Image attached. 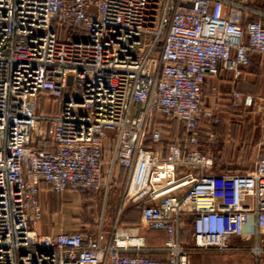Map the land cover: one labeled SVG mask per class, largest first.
Listing matches in <instances>:
<instances>
[{
	"label": "built area",
	"instance_id": "2783aa9c",
	"mask_svg": "<svg viewBox=\"0 0 264 264\" xmlns=\"http://www.w3.org/2000/svg\"><path fill=\"white\" fill-rule=\"evenodd\" d=\"M252 52L264 55V10L248 0H0V264H264V153L215 171L199 146L216 109L206 78L238 80ZM43 186L99 194L104 210L117 192L114 217L40 233ZM130 208L161 248L121 224Z\"/></svg>",
	"mask_w": 264,
	"mask_h": 264
},
{
	"label": "rangeland",
	"instance_id": "374dc122",
	"mask_svg": "<svg viewBox=\"0 0 264 264\" xmlns=\"http://www.w3.org/2000/svg\"><path fill=\"white\" fill-rule=\"evenodd\" d=\"M249 1V0H248ZM264 1V0H254ZM255 99L249 107L230 108L233 111L240 112V115L229 117V129L224 132L219 131L217 138L209 144H204L200 137V147L204 150L210 149V152L217 157L215 161V171H232L243 172L252 168L258 153H264V141L260 137L261 118L264 115V97ZM174 125V124H173ZM174 127V126H173ZM174 134V132L172 131ZM181 133V131H180ZM226 133V134H225ZM201 136V133L199 134ZM228 139L229 141H226ZM223 149V150H222ZM209 151V150H208ZM221 151V152H220ZM225 157V159H221ZM64 195H71L67 200H61L65 205H60L55 210H50V214L55 213L58 218V226L62 230H87L95 229L97 222L103 213V203L99 194L89 192H70L65 191ZM117 192L110 195L108 204L104 210V218L108 225L114 217V209L117 204ZM79 199L83 203L79 204ZM68 203V204H67ZM47 214V212H46ZM49 214V215H50ZM49 215L43 217L39 223L38 230L40 233L49 232L53 226ZM54 222V217L52 218ZM121 224L142 226L141 233L145 236V247L151 250L161 248L163 245V233L157 230L149 229L145 224H141L138 209L130 208L121 217ZM150 257H162L154 251L148 253ZM240 258V257H238ZM236 256L228 254H191L194 264H238L239 259Z\"/></svg>",
	"mask_w": 264,
	"mask_h": 264
},
{
	"label": "crops",
	"instance_id": "0c3cea01",
	"mask_svg": "<svg viewBox=\"0 0 264 264\" xmlns=\"http://www.w3.org/2000/svg\"><path fill=\"white\" fill-rule=\"evenodd\" d=\"M248 3L256 9L264 10V1L249 0ZM249 17L251 18L252 16ZM233 86L243 96L250 95L253 98L252 103L256 102L255 99L259 100L260 96L264 97V55L256 52L250 53V62L243 70L241 77L236 81L233 80L231 73L225 70H222L218 76H208L206 78L203 84V102L206 107H216V109L214 110V118L207 120L199 132V134L201 133L199 137H201L203 143L209 144L207 135L210 132L214 133L215 139L219 131L221 132L224 129V132H227L230 125V121H228L229 117H235L241 114L238 110L233 111L230 108L232 101L230 89ZM240 103L242 102L240 101ZM241 107L244 106L242 105ZM259 135L261 139L264 140V115L261 118V130ZM226 141L229 140L226 139ZM262 142L264 141H260L259 143ZM208 150L210 151V149ZM216 159L217 157H215V160ZM221 159L226 160L225 157ZM69 198H71L69 194L64 196L63 194H55L47 187L43 186V190L40 193V202L45 209L44 217L50 214V210H55V208H58L60 205L63 206L66 204L62 203L61 200H67ZM81 203H83V201L79 199V204ZM49 217L51 220L49 224H52L54 229H59L57 224L59 220L56 218L55 213L50 214ZM51 217H54V222H52Z\"/></svg>",
	"mask_w": 264,
	"mask_h": 264
},
{
	"label": "trees",
	"instance_id": "16d2710c",
	"mask_svg": "<svg viewBox=\"0 0 264 264\" xmlns=\"http://www.w3.org/2000/svg\"><path fill=\"white\" fill-rule=\"evenodd\" d=\"M205 144V143H204ZM213 156H214V154H213ZM214 159H215V157H214ZM216 161V160H215ZM82 192V191H81ZM90 193V192H89ZM159 232H162V231H159ZM163 233V232H162ZM163 239H164V234H163ZM237 258H238V256H236ZM239 259V263L238 264H250L251 263V261L249 260V259H244V260H241L240 258H238Z\"/></svg>",
	"mask_w": 264,
	"mask_h": 264
},
{
	"label": "bare ground",
	"instance_id": "6f19581e",
	"mask_svg": "<svg viewBox=\"0 0 264 264\" xmlns=\"http://www.w3.org/2000/svg\"><path fill=\"white\" fill-rule=\"evenodd\" d=\"M121 232H122V233H126V232H128V231H125V230H121Z\"/></svg>",
	"mask_w": 264,
	"mask_h": 264
}]
</instances>
